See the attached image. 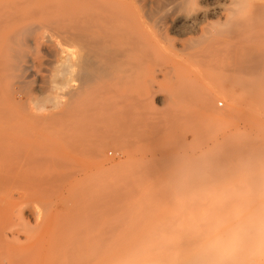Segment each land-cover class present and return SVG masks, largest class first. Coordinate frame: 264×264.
I'll return each mask as SVG.
<instances>
[{
    "label": "rangeland",
    "instance_id": "rangeland-1",
    "mask_svg": "<svg viewBox=\"0 0 264 264\" xmlns=\"http://www.w3.org/2000/svg\"><path fill=\"white\" fill-rule=\"evenodd\" d=\"M73 1L75 0H0V32H9L29 24L38 27L39 32H44L47 36L68 39L72 30L71 13H61L59 8ZM124 1H135L138 7L144 9L141 11L135 5L138 16L135 14V19L140 25L144 22L139 26H145L142 30L147 35H155V43L158 42L156 46L150 47L155 57H151L154 54L151 53L145 59L156 58V61H149L150 63L140 60L146 51L139 56L135 49L136 71L142 68L146 72V67L147 71L152 69L147 73L155 89L159 90L157 98H151L140 94L135 88V103L139 106L137 109L135 107V123L144 120L142 125L135 124V129L140 125L135 130L136 163L143 159L147 163L144 160L138 162L136 166L139 163L143 165L138 166V170L135 169L138 171L136 174L135 164L127 161L129 146L105 144L106 134L112 132L103 130L104 137L102 130L95 131L94 139L91 135L92 143L87 132L89 141H79L82 135L70 128L68 118L52 120L49 126L36 129L39 138L32 136V129H28L29 127L23 128L24 131L20 128L9 130L6 141L8 144L5 145L8 151L5 143L4 148L1 147L8 152L4 165L6 169L10 168L9 174L13 176H9V186L13 187L14 182L19 180L23 182L24 186H21L24 188L20 184L18 186L23 190L16 185L15 189L7 188L10 191L13 189L11 194L8 192L18 200L16 205L20 199L23 201L20 200L22 203L19 202V207L12 205L13 208H9L10 215L7 212L6 220H13L9 221L12 224L8 223L10 228L2 224L7 229L4 228L1 233L0 227V264H204L200 240L192 227L193 218L199 216L202 205L196 202L187 210H182L181 204L185 197L193 190L228 188L234 190L242 201H251L253 206L264 204V31L259 37L260 33L254 26L247 34L242 30L246 35L244 37L241 30L235 29V32L240 31L237 34L238 43L243 39L238 48L235 46L234 54L232 52V55L218 62L212 70L213 78L206 79L205 83L199 77L200 81H194L189 68L196 71L197 67L194 68V62L184 57L183 50L189 47V41L192 40L190 36L197 39L207 34L208 29L211 34L220 32L218 29H221L224 21L223 15L219 13L215 14L216 17L214 14L210 16L209 11L214 5H222L224 0H198L195 9L190 12L192 18H199L197 29L183 24L175 25V20L187 13L182 8V0ZM248 1L250 5L245 14L251 15L256 10L255 7L262 5V0ZM171 2L174 6H171ZM253 4L257 5L254 7ZM258 13L252 14L250 19L252 16L258 17ZM158 15L160 18H156ZM154 18L157 20L152 22ZM138 24L135 25L136 38L140 32ZM145 28L148 30L145 31ZM218 34L213 36L219 37ZM135 47L139 49V45ZM177 50L181 53L180 57H184L181 65L175 60ZM190 51L194 49L188 48L186 53ZM238 52L239 55L236 54ZM255 58L260 70L252 68L254 65L258 67L257 62L252 61ZM136 59L147 66L144 67L142 62L138 64ZM230 59L236 60H232L233 63ZM176 64L179 67L176 68ZM250 64L254 73L261 71L259 73L263 74V78L261 74L257 77L258 72H250L247 68ZM235 65L239 67L237 70ZM232 66L233 69L230 68ZM238 69L250 75L245 76V72ZM153 71L156 78L151 73ZM185 72H189L186 73L187 77ZM69 78L56 76L43 89L37 88L35 101L39 100L41 105L48 102L45 105L51 106L55 94L63 97L73 84ZM194 85L200 86L202 93L209 91L215 94L212 110L203 109L199 99H193L196 94L201 95V91L196 90ZM186 91L188 96L183 94L185 98L180 93ZM159 98H167L171 106L166 107L164 102L161 104ZM140 104L144 105H141L143 108ZM145 104L149 108L147 105L145 109ZM214 111H217L216 117L211 116ZM156 124L159 126L155 127ZM156 130L160 132L158 135ZM97 134L101 137L96 138ZM46 140H51V143ZM141 169L143 173L139 172ZM34 183L47 186V190L36 191ZM20 208L23 210L20 211ZM21 218L24 221L19 220ZM5 233L8 238L6 240L3 239Z\"/></svg>",
    "mask_w": 264,
    "mask_h": 264
},
{
    "label": "bare ground",
    "instance_id": "bare-ground-1",
    "mask_svg": "<svg viewBox=\"0 0 264 264\" xmlns=\"http://www.w3.org/2000/svg\"><path fill=\"white\" fill-rule=\"evenodd\" d=\"M214 1H216V0H214ZM173 2H171L173 4L171 6H174ZM178 2H180V0ZM182 2H183V3H181V4H183L182 8L186 9L187 13L183 17L182 16L178 17L175 20V25L178 26V24L179 25L183 24L185 26L187 25V26H190L192 28L196 27V29H197V26L199 25V23H198L199 20H197V19H199V18H196L197 16L195 18H192L190 16L191 15L190 12H192L195 9V5L198 2V0H182ZM207 2H208V0H207ZM212 2H210V3H212ZM222 2H223V0H222ZM175 3H177V2H175ZM214 4H216V2H214ZM135 5L137 6L135 1H124V0H75L71 3L63 4L62 6H60L59 11L61 13L63 11L64 12L68 11L71 13L70 19H71V23H72L71 24L72 30H71L70 34H68V37H67L68 39H64V38L58 39L56 37L47 36V35H45L44 32L43 33L39 32L40 29H37L38 27L35 28L34 25L31 26L29 24L28 25H21V27L16 28L17 30L15 29V30H12L9 32H0V225H1L0 227L2 230L4 228H6L7 225L9 226L8 223L13 222V220H9L11 222H9L8 219L6 220V215H7V212L8 213L11 212L10 211L11 209L9 210V208H11L12 205L13 206L16 205V203L18 201L17 199L14 198L15 197L14 195L10 196L11 191L13 189H15L14 188L15 185L17 187L20 186L21 188L24 186L23 182L19 181V180L16 181L17 183L14 182L13 187H12V185L9 186V183H10V177L9 176H11V177H13V176L11 174H9L10 168H9V170L6 169L7 167H5V165H4L5 161L7 160L6 157H8V155H7L8 150H7V147L5 146L6 144H8V143H6V141L8 140L7 132L9 130H11L12 128L13 129L14 128L15 129L20 128L23 130V128L26 129L27 127H29L28 129H32L31 130V132L33 133L32 136L38 137V134H37L38 131L36 129H43V128L49 126L50 122L52 120H58V119L65 120V118H68V120H69L68 122L70 123V128L73 129L74 132H76V133L79 132V134L82 135L80 137L79 141L80 140L83 141L85 139L87 140L89 138V136L91 139V135H92V139H94L93 135H94L95 131L96 132H99L101 130L102 131L104 130L105 132L109 131L112 133L106 134L107 136L105 138V144H121V145L123 144V146L124 145L129 146L130 151L127 153V158H128L127 161L133 162L135 164V166L138 162L141 163L144 160V159L140 160V161L138 160L136 163V160L138 158H136V156H135V154H137V153H135V130L140 125L139 126L137 125L138 127L135 129V124H141L142 125L144 120H142L143 118L141 116L142 122L141 123H139V122L135 123L136 122L135 121V107H136V109L139 108V106L136 105L137 103H135V88L139 90L140 94H142L146 97H151V98L156 97L159 94V90L155 89V87L152 84V81L149 78V74L147 73L148 71L150 72L152 70V69H150L151 68L150 64L148 65L150 70L147 71L146 70L147 67H146L145 68L146 72H144L141 68L142 65H140L139 67L141 68V70L136 71L137 65H135V49H137L136 55H139V56L146 51L144 55L143 54L141 55L140 60H142L144 62L145 61H147V62L152 61L153 62V60L156 61V58H153V59L150 58L149 60H145V59L147 56L150 57V55L152 53L151 52L152 49L150 47H154V45L156 46V44L158 42L155 43L157 40L156 38H155L156 40L153 38V37H155V35H153L149 32H148L149 34L147 35V32H144V30H142V29H144L145 26L142 28L140 26H142L144 22L142 23V25H140L136 21L137 19H135V18H137L138 16L135 12ZM206 5H208V4H206ZM248 5H250L248 0H224V3L222 5H219V6L214 5L215 7L213 6V8L209 11V13H211L210 16H212V14H214L213 16L216 17L215 14L220 13L223 15V20H224L221 24V29H218V31H220V32H217L214 30L215 35H217L218 33L220 34V35L218 34L219 37L213 36L214 34L212 33L213 34L212 35L210 33V31H211L210 29H208V31L206 30L208 32L207 34H204L197 39H193L192 36H190V38L192 40L189 41L190 45L187 43L189 45L188 48H190V49L192 48V49H194V51H192V52L190 51V52L186 53V50H188V48H187V49L183 50L184 51L183 55L185 58H188L190 62H192V63L194 62L195 65H192L194 68L197 67L196 71L189 68L192 76L194 77V78L192 77L194 79V81H196V80L200 81L199 78H201L202 82H204L208 78L210 79V77H212V70L215 68V66L218 64V62L221 59H223L225 57L227 58V56H230V54L233 52V50L236 49L235 48L236 45H237L236 47L238 48V45H240L239 43L243 39V38H241L240 42L238 43L239 39L237 40V37L240 34V31H238V30H241V33L243 32L242 30H244L245 33L247 34V32H251V29L254 28V26H256L258 34L260 33L258 36L260 37L262 35L261 34L262 31H264V0H262V5L259 4V6H257V7H255L257 4L256 5L253 4L254 7L256 8V10L260 13V15H259V13L257 14L259 16L258 17L256 16V18H252V17H255V16H252L250 19V16L256 11V10L252 11V10H254L253 8L251 10L252 11L251 15H249V13H248L249 11L247 12L248 14H245V10H246V8H248ZM250 7H253V6H250ZM172 8H174V7H172ZM257 8H259V9H257ZM142 9L143 8H141L140 10L142 11ZM143 11H144V9H143ZM182 11L183 10H181V12ZM257 11H256V13H257ZM175 12H176V10H175ZM79 13H82V15ZM184 13H185V11H184ZM256 13H254V14H256ZM135 14L137 17H135ZM244 15H246L249 18H247ZM202 17H203V15H202ZM156 18H160L159 15ZM203 19L205 20L204 17H203ZM153 20H155V18L152 19V22H154ZM135 22H136V24H138V27L140 28V29L138 28V30H140V32L138 34V36H139L138 38L135 37V31H136L135 28H137V27H135V25H136ZM157 22L159 24V21H157ZM201 22H202V20H201ZM258 23H263V24H258ZM145 24H147L146 21H145ZM155 24H153V25H155ZM0 26H2L1 20H0ZM159 26H161V25H159ZM190 27H189V29H190ZM206 27L208 28V26H206ZM216 27H217V25H216ZM256 27H255V29H256ZM174 28H173V30H174ZM237 28H238L237 31L239 33L237 31H236L237 33L235 32V29H237ZM146 29L147 28H145V31H146ZM213 29H212V31H213ZM155 30H157V29H155ZM194 31H195V29H194ZM176 32L180 33L181 31L176 30ZM197 32H198V30H197ZM197 32H195V33H197ZM216 32H217V34H216ZM234 32L236 33V35L237 34L238 35L235 36ZM195 33L193 32V34H195ZM162 34H164V33L162 32ZM185 34H187V33H185ZM242 34L244 35V37H246V35L244 33H242ZM188 35L186 37L189 38ZM243 35H242V37H243ZM160 40H161V38H160ZM136 45L137 46L139 45L140 50L142 48L143 49L140 52H138L139 49L135 47ZM158 45H157V47H159ZM146 46H148V47H146ZM158 49L160 50V48H158ZM174 50H176V49H174ZM147 52L150 54H148ZM180 52H182V50ZM153 53H154V51H153ZM163 53H165V51H163ZM160 54H161V52H160ZM165 54H168V53H165ZM180 54L181 53H179L177 50V53L175 54L176 55L175 60L178 64L181 65L184 61L183 60L184 57H180L181 56ZM232 54H234V52ZM236 54L239 55V52ZM151 57H155V53ZM171 57L169 59H171ZM260 58L262 59L263 55ZM136 60L139 61L138 59H136ZM232 60L230 59V61H232ZM235 60H233V61H235ZM181 61H182V63H181ZM252 61L257 62V59L256 60L252 59ZM141 62L139 61L138 64H140ZM144 62H142L143 66L146 63V62L145 63ZM223 62L225 63V61H223ZM178 64H176L177 65L176 68L179 67ZM254 64L252 63V65H254ZM257 64H258V67L255 65L252 67L251 64L249 65L250 67L247 66V68H249L251 70L250 71L251 73L252 72L254 73V70L256 68H258V69L260 68L258 62L256 63V65ZM169 65H168V68H169ZM135 66H136V68H135ZM145 66H147V64ZM221 66H225V65H220V67ZM182 67H184V66H182ZM185 67H186V65H185ZM235 67H236V65L234 66V68ZM237 67H236V70H237ZM239 67L241 68L240 64H239ZM251 67L253 69L255 67V69L252 70ZM186 68H188V67H186ZM230 68L233 69V66ZM258 69H256V70H258ZM179 70L182 71L181 69H179ZM241 70H239V71L242 73L245 72V76L250 75V73H247L246 71H241ZM261 70H262V68H261ZM256 72L259 73L261 71H255L254 74H257ZM151 73H154V74H152L153 76L155 75L154 71ZM169 73L170 72H168V74ZM186 73L188 74L189 72H185L184 74L186 75ZM260 74H261V78H263L264 76L262 77V75L264 73L263 74L262 73L257 74V77L258 76L260 77ZM165 75H167V73H165ZM56 76H64V77L68 76V77H70L69 81L71 82V79H72L73 84L64 93L63 97H57V93H56L55 97L53 98V104L51 106L45 105L48 102H45L43 105L39 104L40 103L39 100L37 101V99H36V101H35V96H36L35 92H36L37 88L43 89V87L45 85L47 86V84H49L52 80H55ZM255 76L256 75H254V77ZM167 77H168V75H167ZM186 77H187V75H186ZM57 79H56V81H57ZM182 79H183V77H182ZM61 80L62 79H60V81ZM155 80L156 79H154V82H155ZM69 81H67V83ZM209 81H207V82H209ZM186 82H187V80H186ZM202 82H200V83L201 84L205 83V82L204 83H202ZM54 84H57V83H54ZM175 84H177V83L175 82ZM187 86H188V88L191 89V87H189V84ZM197 86L198 85H196L194 88H196V90L198 89V91H199L200 86L199 87H197ZM204 86H205V84H204ZM175 87H176V85H175ZM183 87L184 86H182L181 88L183 89ZM186 87H185V89H186ZM182 89H180V90L182 91ZM180 90H178V92H180ZM196 90L193 89V91H196ZM203 90H204V88H203ZM40 91L41 90H39V92ZM190 91L192 92V89ZM204 91H206V90H204ZM41 93H42V91H41ZM186 93H187V91L185 93H180V94L186 95ZM194 94H196V93H194ZM194 94H193V97H194ZM200 94H201L200 96L198 94H196L195 95L196 98H193V99H199L203 109L212 110V104H213L215 94L210 93L209 91L204 92V93H202V91H201ZM190 95H192V94H190ZM190 95H189V97H190ZM197 95L199 98L197 97ZM186 96H188V95H186ZM186 96L183 95V97H185V98H186ZM139 97H141V96L139 95ZM143 98H141V100ZM49 99H50V97H49ZM159 99H161V101H162L161 104L164 102L166 107L171 106V104L168 102L167 98H164V99L159 98ZM180 99H181V97H180ZM136 100L138 102H141V101H139L140 99H136ZM147 100H149V99L147 98ZM189 101H190V99H189ZM199 101H197L198 104H199ZM183 102H185V101H183ZM143 103H144V100H143ZM151 103H150V105H151ZM192 104H196V103H192ZM141 105H143V104H140V107H141ZM147 105L145 104V107H144L145 109L149 108V105H148V107H147ZM143 106L141 108H143ZM178 106H179V104H178ZM164 110L167 111L166 109H164ZM155 113H157L156 109H155ZM212 115L216 117L217 111H214L211 114V116ZM158 117H159V115H158ZM141 120L139 118V121H141ZM159 120L161 121V119H159ZM60 126H62V125H60ZM104 126H106L105 129H104ZM156 126L158 127L159 124H156L155 127ZM87 132H89V134H90L88 137H87V135H88ZM90 132L93 134H91ZM105 132L103 133L102 136H104ZM158 132L159 131L156 130L157 135L160 133V132L159 133ZM76 133H75V135H76ZM95 136H96V138L101 137V135L98 136V134ZM42 138H43V136H42ZM72 138H74V137H72ZM78 138H75V139H77V141H78ZM14 139H16V138H14ZM92 139H91V143H92ZM88 141H89V139H88ZM47 142L51 143V140H50V142H49V140ZM3 144H4L5 149L7 151L2 150L4 148ZM1 147H3V148H1ZM10 153H12V152H10ZM137 157H139V156L137 155ZM4 158H5V161H4ZM142 158H144V157H142ZM144 162H146V161L144 160ZM140 163L134 168V170L135 169L138 170V168H139L138 166L143 165V164L141 165ZM7 170H8V172H7ZM13 170H14V168H13ZM137 170H135L136 174L138 173ZM18 171H19V169H18ZM142 171H143V169H141V171H139V172H142ZM18 181H19V183H18ZM36 183H34V184H36ZM18 184H20V185L18 186ZM22 184H23V186H21ZM31 185H33V183H31ZM7 186H9V187H7ZM10 187L13 188V189L11 188L12 189L11 191L8 190V189H10ZM34 187H35L36 191H39V192H41L45 189L47 190V186H45V185L41 186V184H36V186H34ZM36 187L38 188V190ZM19 188H18V190H19ZM21 190H23V189H21ZM8 191H10V194ZM20 200H19V202L23 201V200H21V201ZM19 202H18V204H19ZM17 207H19V205ZM23 207L24 206H22V208ZM14 210H15V208H14ZM21 210H23V209L20 208V211ZM18 214H19V212H18ZM9 215H10V213H9ZM19 220H22V218ZM22 221H24V218ZM2 224L6 225V227L2 226ZM16 224H14V225H16ZM20 227H19V229H21ZM9 228H10V226H9ZM2 230H1V233L4 232V230L3 231ZM6 233H5V235H6ZM0 235H1L0 236V239H1L2 234H0ZM5 235L3 236V239L7 238V235L6 236ZM13 238H14V236H13ZM15 241H17V240H15ZM2 243H3V241H2ZM51 243L53 244V242H51ZM50 250H52V248ZM18 264H20V263H18Z\"/></svg>",
    "mask_w": 264,
    "mask_h": 264
},
{
    "label": "clouds",
    "instance_id": "clouds-1",
    "mask_svg": "<svg viewBox=\"0 0 264 264\" xmlns=\"http://www.w3.org/2000/svg\"><path fill=\"white\" fill-rule=\"evenodd\" d=\"M199 202L192 227L204 264H264V204L242 201L232 189L193 190L181 209Z\"/></svg>",
    "mask_w": 264,
    "mask_h": 264
}]
</instances>
